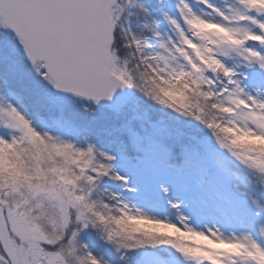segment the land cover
Returning a JSON list of instances; mask_svg holds the SVG:
<instances>
[{
    "label": "snow or ice",
    "instance_id": "1",
    "mask_svg": "<svg viewBox=\"0 0 264 264\" xmlns=\"http://www.w3.org/2000/svg\"><path fill=\"white\" fill-rule=\"evenodd\" d=\"M0 264H264V0H0Z\"/></svg>",
    "mask_w": 264,
    "mask_h": 264
}]
</instances>
